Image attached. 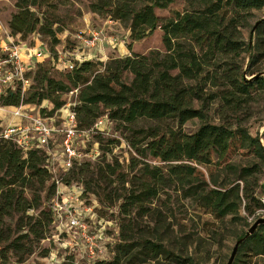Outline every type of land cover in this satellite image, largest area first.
Returning <instances> with one entry per match:
<instances>
[{
	"label": "trees",
	"instance_id": "16d2710c",
	"mask_svg": "<svg viewBox=\"0 0 264 264\" xmlns=\"http://www.w3.org/2000/svg\"><path fill=\"white\" fill-rule=\"evenodd\" d=\"M174 1L92 0L90 11L112 21L127 23L132 42L142 40L157 28L160 29L164 51L153 49L146 54L131 53L106 61H77L74 68L61 79H55L48 69L39 65L32 80L28 73L33 65L24 74L29 79L25 91H21V82L14 80L11 84L13 88L9 86L0 95V105H34L42 115H52L66 103L62 95L77 89L76 103L72 109L80 129L90 128L104 114L112 121L113 127L116 121L127 124L138 119L167 122L163 129L153 128L145 132L142 139L131 141L139 155L147 153L155 161L164 163V170L133 158L131 167L141 164L139 190L136 193L127 190L122 196L106 184L107 177L114 174L121 162L111 156L108 163L112 164H106V169H102L95 179L97 183L105 184L100 187L101 200L111 204L122 198L121 213L128 215V207L154 197L160 186L178 184L193 187L191 195H195L216 219L228 215L234 217L242 198L252 201L256 208L262 207L263 203L254 196L253 188H240L239 184H233V180L217 184L212 170L217 168L230 142L238 135L243 141L256 142L258 150L261 146L258 138H252L240 128L210 122L208 111L216 100L224 105L222 107L232 106L236 109L251 88L264 90V75L259 74L264 70V65L259 63V59L264 57V18L253 32L250 29L247 39L244 36L250 19L264 7V0H184L182 4L170 7ZM49 5L54 7L55 0H19L16 3L17 11L9 20L11 33L25 38L42 32L55 39L54 22L45 16L46 10L42 11ZM156 9H169L168 17L160 18L155 13ZM56 43L57 40L53 45ZM245 55L247 72L252 75L249 79H245L242 72ZM49 59L56 65L55 54L49 52ZM43 100L51 104L42 105ZM193 119L200 122L197 130L184 133L181 126ZM102 138V135L95 136L100 143V159L111 154V147L115 144L113 140L103 144ZM261 150L262 157L264 150ZM44 161L43 150L32 149L24 154L16 144L0 137V264H8V251L17 255L30 253V248H24L19 239L30 234L43 238L47 225L52 230L49 202L55 194V184L44 167ZM90 163L93 162L73 166L64 181H74L69 175L75 174L77 169L78 174L82 173ZM250 173V169H242V176ZM206 175L211 185L207 184ZM242 176L238 179L241 180ZM50 180L52 195L46 210H42L37 217L30 216L29 210L41 206L40 192ZM79 184L84 198H94L102 205L89 185ZM96 194L100 195V192ZM245 210L252 213L249 206ZM15 216H18L15 230L20 234L12 237L7 220ZM36 224L41 225L38 230L34 229ZM246 231H242L237 239L244 236ZM122 240L130 241V238L123 237ZM140 245L147 246L156 254L161 252V245L150 240H144ZM127 247V244L117 246L119 253L130 252ZM108 254L107 258L97 259L93 264H120V257L118 254L114 256L113 248L109 249ZM181 259L194 264L190 258ZM22 261L19 259L17 262ZM232 264H264L263 223L257 225L238 246Z\"/></svg>",
	"mask_w": 264,
	"mask_h": 264
},
{
	"label": "rangeland",
	"instance_id": "374dc122",
	"mask_svg": "<svg viewBox=\"0 0 264 264\" xmlns=\"http://www.w3.org/2000/svg\"><path fill=\"white\" fill-rule=\"evenodd\" d=\"M18 1L0 0V56L3 55L5 47L21 44L36 47L39 43L43 44L51 55H54L57 50L72 49L76 44L74 35L78 32H87L90 29L102 30L105 34L114 36L116 38L115 45L121 44L120 47L125 52L123 56L131 53L146 54L153 49L164 51L160 29L157 28L142 40L132 42L127 36V31L129 32L127 23L112 21L104 15L90 11L89 4L92 0H55L54 7L49 5L42 9V11L46 10L45 16L54 22L52 28L56 30L55 39L42 32L21 38L20 35H13L9 28V20L17 11L16 3ZM183 1L175 0L170 7L180 5ZM168 11L169 9H156L155 13L160 18H166L169 15ZM262 18H264V7L256 11L254 17L250 19L249 25L244 30L246 39L254 23ZM55 40L57 43L53 45ZM104 46L105 52L111 51L112 45ZM94 50L99 51L100 49L96 47ZM100 52L102 53L101 50ZM115 56L120 55L111 52L104 61ZM34 63L33 69L28 73L32 80L39 65L48 69L50 75L55 79L63 78L67 72L58 69L50 59L34 61ZM259 63L264 65V57L259 59ZM99 68L102 69V66ZM242 72L245 79L252 77L247 72L246 55L242 64ZM259 74L264 75V70ZM76 96V93L71 94L69 91L62 95V99L65 102H76ZM41 104L49 106L51 103L48 100H43ZM222 106L224 105L219 100L213 102L208 111V120L212 123H224L231 128L242 129L252 138H258L260 146L264 150V90L251 88L236 109H233L232 106ZM11 111V108H0V128L11 119ZM166 123L146 119H138L131 124L116 121L110 133L102 135L103 144L110 140L115 142L113 145L117 146L116 153L121 158L119 167L114 174L107 175L106 184L109 189L117 190V193L122 196L127 193V190L138 192L141 164L131 167L133 158L164 170V163L155 161L147 153H144V156L139 155L137 150L132 147L131 141L136 138L142 139L145 132L153 128L163 129L167 125ZM199 125V120L193 119L182 125L181 130L184 133H192L197 130ZM140 131L143 133H139ZM122 143L125 147H122ZM258 148L256 142L243 141L238 135L230 142L229 149L216 165L217 168L212 170V177L217 184L233 180V184H239L240 188L242 186H246L250 190L253 188L254 196L259 197L261 201L263 199L261 202L263 206L256 208L252 201L248 202L242 198L236 215L234 217L228 215L220 220L216 219L209 209L204 208L195 195H191V192L194 191L193 187L178 184L160 186L154 197L145 199L140 204L131 205L128 207L130 214L124 215L120 210L123 199L114 200L111 204L102 201L100 187H104L105 184L97 183L95 180L98 173L102 169H106V164H112L108 163L111 158L107 156L92 161L93 163H90L82 173L78 174L79 170L77 169L75 174L69 176L74 180L72 182L89 185L94 195L100 200L102 205L98 203L95 216H101L106 220H116V226L107 224L103 227L106 239L102 246L106 252L113 248L114 256L118 254L120 257V264H188L182 261L181 257L190 258L194 264H226L237 236L242 231L248 230L256 219L264 218V155L261 157L262 150L261 148L258 150ZM109 156L111 155L109 154ZM243 168L250 169V175L242 176ZM239 176H242L241 180L238 179ZM206 182L211 185L207 175ZM50 183L51 180L40 192L41 206L28 211L30 216L37 217L42 210H46V204L52 195ZM97 191L100 192V195L96 194ZM246 206L252 210L251 214L245 210ZM243 217L247 219L244 220ZM17 218L18 216H15L7 220L10 232L14 234L12 237L20 234L15 230ZM98 221V217L93 218L94 223H90V232L101 228ZM40 227V224H36L34 229L38 230ZM43 236V238H37L30 234L26 238L19 239V243L24 248H30V253L17 255L13 251H8V264H88L84 253L85 249L81 246L82 242L71 233L60 232L57 234L53 232V228L50 230L47 225ZM123 237L130 238V241H123ZM144 240L160 244L161 252L156 254L147 246L142 247L140 244ZM69 243L71 246L76 244L78 246L70 249ZM118 244H127L130 252L119 253ZM19 259L23 261L18 263Z\"/></svg>",
	"mask_w": 264,
	"mask_h": 264
},
{
	"label": "built area",
	"instance_id": "2783aa9c",
	"mask_svg": "<svg viewBox=\"0 0 264 264\" xmlns=\"http://www.w3.org/2000/svg\"><path fill=\"white\" fill-rule=\"evenodd\" d=\"M74 41L76 42L74 48L57 50L55 54L57 67L64 71H71L77 61L85 59L104 61L106 58L100 54L86 57L85 52H90L96 47L100 49L105 44L113 46L116 38L102 30L90 29L87 32L76 33ZM24 53L28 57L42 56L44 51L39 46H26ZM27 70L29 69L25 66L20 45L5 47L3 55L0 56V95L14 80H19L21 91H25L29 84V79L24 76ZM11 87L13 88V85ZM70 93H77V89L71 90ZM75 103L66 102L52 115H42L34 105H0V108L12 109L11 121L0 128V137L16 144L24 154L32 149L45 152L44 167L55 184V194L49 202L53 232L57 234L67 232L78 238L85 249L88 264H93L95 260L109 256L108 251L106 252L102 246L106 239L102 229L107 224L116 226V220L95 216L98 202L94 198L88 200L84 198L82 186L75 182L67 183L64 177L73 166L92 162L101 157L100 143L95 136L108 135L113 123L107 114H104L98 117L90 128L80 129L72 109ZM123 146L125 147L122 143ZM116 147V145L111 147L110 155L121 161L116 153ZM107 156L111 157L109 154ZM96 217L101 228L90 232V223H94L93 218ZM68 245L70 249L78 246V244L71 246V243Z\"/></svg>",
	"mask_w": 264,
	"mask_h": 264
},
{
	"label": "crops",
	"instance_id": "0c3cea01",
	"mask_svg": "<svg viewBox=\"0 0 264 264\" xmlns=\"http://www.w3.org/2000/svg\"><path fill=\"white\" fill-rule=\"evenodd\" d=\"M127 36H129V32L128 31H127ZM105 45H108V44H105ZM120 45L121 44H119V45L113 44V46H111V51L110 52H105V46H103L102 48H100V50L102 51V53L100 52V50L99 51L92 50L90 52H85V55H86V57H88V56L89 57H92L93 55H99L100 54L104 58H107V55L108 54H110L111 52H114V53H117V55L123 56V55H125V52L121 49ZM38 46L43 48L44 54L42 56H35V55H33L31 57H28L24 53L25 52V49H26V46L24 44H21L20 45L21 50H22V57H23L25 66L28 69H30L34 65V61H44L45 59H49V55H48L49 54V51L46 49V47L44 45L40 44V43H39ZM8 108L10 109V107H8ZM10 121H11V119L9 120V122Z\"/></svg>",
	"mask_w": 264,
	"mask_h": 264
},
{
	"label": "water",
	"instance_id": "95a60500",
	"mask_svg": "<svg viewBox=\"0 0 264 264\" xmlns=\"http://www.w3.org/2000/svg\"><path fill=\"white\" fill-rule=\"evenodd\" d=\"M260 20H257L255 23H254V25H253V27H252V29H251V32H253L254 31V29H255V27L257 26V24H258V22H259ZM261 223H263L264 224V218H258V219H256L253 223H252V225L249 227V229L246 231V233H245V235L244 236H242V237H240V238H238L236 241H235V243H234V245H233V247H232V250H231V253H230V255H229V258H228V260H227V262H226V264H232V262H233V260H234V257H235V255H236V253H237V250H238V246L256 229V227H257V225H259V224H261Z\"/></svg>",
	"mask_w": 264,
	"mask_h": 264
}]
</instances>
